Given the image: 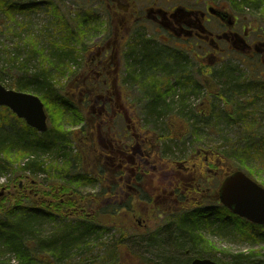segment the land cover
Instances as JSON below:
<instances>
[{
  "label": "trees",
  "instance_id": "1",
  "mask_svg": "<svg viewBox=\"0 0 264 264\" xmlns=\"http://www.w3.org/2000/svg\"><path fill=\"white\" fill-rule=\"evenodd\" d=\"M87 2L90 3L87 7L78 5L79 9L75 12L74 18L70 17V11L60 8L58 0L44 2V8L53 17L52 20L56 27L53 33L55 36L48 39V48L40 49L35 39L28 41L31 54L39 58V64L43 67H40L41 69L34 74L20 77L8 87V89L31 93L43 91L40 99L44 103L48 117V130L39 134L7 108L0 107V177L11 172L13 174L11 182L16 188L11 195L15 203L8 209L6 208L7 194H0V254H11L19 264H65L71 248L88 245L84 240L88 239L89 235L97 232L102 234V232L119 227L122 220L120 213L131 208L136 195L133 190L123 187L118 176H124V181L132 182L131 171L135 168H138L141 175L145 176L142 190L143 200L151 203V198L147 193L154 196L157 191L167 190L173 192V198L180 200L181 203L171 206V212L166 215L167 222L162 231L149 232L146 229L138 234L135 231L131 232L129 228L118 229L120 236L113 240L111 247L113 251L119 252L124 241L129 242L130 238L137 237L140 245L152 246V243L159 242V244H167L176 251H185L190 261L195 258L214 259L212 244L202 234L203 226L207 228L216 226L217 229H225L233 225L240 233L242 232L241 234L247 233L248 230L261 231L260 229L263 227L252 225L232 215L220 205L207 201L203 209L200 208L202 204H195L199 199L197 197L194 200L193 196L198 194L194 195L191 188L184 186L182 181L176 178L180 174L177 169V161L173 157L167 156L168 152L164 148L148 149L150 139L146 133L142 134L139 130L132 132L133 158L130 155H127L129 160L120 158L114 162L115 167H112V170L108 167V161L105 159L106 149H98L99 152L95 154L97 162L90 160V164L87 165L89 157L87 152L92 154L90 142L85 143V147L79 145L75 152L65 151L73 134L78 133L72 132L70 129L72 126L82 124V131L86 130L87 132L89 121L88 123L86 121L85 107L81 109L80 105H91V101L95 100L96 92L88 93L89 90L85 92V83L77 84L78 89L74 83L58 87L51 86L48 83V77L57 74L61 77L65 75L77 76L78 79L81 76H88L90 73V61L86 60V56H88L86 52L88 50L93 52L95 49L89 44L88 34L101 28L99 16L101 13H105L102 7L107 5V0L105 4L101 0L98 9L90 7L91 0H87ZM37 5L32 2L0 0V14L8 18L14 14L31 12ZM110 5H113L111 1ZM232 7L240 11L246 8L255 9L257 13L254 14H257L259 19L264 22V0H233ZM114 10L113 8L110 12L113 13ZM126 25L134 28L135 23L132 25L129 20ZM133 33L127 36L128 40L135 39L133 44L129 41L126 43L130 48L126 53V64L129 69L128 79L134 80L135 84L140 82L146 85L145 92L149 93L148 111L150 117H154L155 114L158 116L170 114L172 106H177L168 105L170 98L173 97L178 99L179 114L182 115L186 107L180 102L181 98L190 93L196 94L193 89H197L198 85L192 80L191 73L186 76L188 80H183V82L177 80L181 77L178 70L184 69L185 72L187 67L184 64L185 60L182 58L181 51H172L166 48V51L163 52L158 47V43L154 44L145 39L140 40L138 37L135 38V32ZM164 53L168 57L169 63L172 62L175 65L176 70L164 76L163 81L156 78V69L159 68L160 63H156V60L151 61L154 60L155 54L162 58ZM243 59L241 56L238 57V62H246V67H248V75H244V79L239 80L238 67H234L228 62L223 64L218 72L220 84L217 86L219 89L207 90L208 96L216 95L213 96L216 99L214 101L221 99L225 101L226 105H213V101L206 105L204 102V105L199 106L196 119H189L193 136L196 135V130L200 126L207 129L208 134H213L212 130L218 128L217 119H222L228 128L235 130L233 140L227 147L212 149V160L208 159L207 162L199 160L195 163L197 174H200L204 179L206 168L220 169L222 176L227 174L226 163L229 160L238 162L241 167L247 168L246 173L253 178H258L261 173L264 174V105H261L264 104V72H262L264 59L259 55L247 61ZM11 61L13 62L15 59L12 58ZM73 65L75 68L78 66L79 68L74 71ZM151 65L152 67L149 68ZM202 72V66H200L198 75H202ZM171 78L176 80L172 85L170 84ZM88 79L90 78H86V81ZM92 79L94 81L92 87H95V85L102 86L101 83L105 78L93 76ZM138 86L141 90L144 89L143 86ZM164 88L166 90L162 92ZM176 89H179L181 93H178ZM216 90H218L217 93H215ZM225 117L227 118L225 119ZM178 123L180 122L178 121ZM182 124L188 126L186 121H182ZM182 124L180 123V126ZM142 128L145 130L143 126ZM185 130L182 135L188 131ZM176 136L178 135L176 134ZM165 140L170 144L173 143V137ZM135 142L143 145L141 148L143 154L139 151V144L136 145ZM52 152H55L57 157H60L61 154V157L64 158L63 161L45 164L40 160L41 155ZM218 157L220 159L219 167L215 162ZM74 166L85 170L72 173ZM26 173H32V175L41 173L48 180L54 181L50 187L51 191L48 193L40 191L41 196L38 194V196L29 195L26 190L31 188L32 184L36 186L37 182L29 180V177L26 176L27 185L23 184L20 189V177ZM168 176L173 178L170 179ZM261 180L264 184V178ZM94 183L99 185V192L96 196L80 197L75 194L77 189L91 186ZM186 188L191 191L188 195L183 193ZM44 195L47 197L50 195V199L54 201L47 203L48 200ZM54 211L60 215H67L73 220L63 225V229H59V232L54 235L43 237L38 230L39 224L43 219L54 220V217L57 216ZM151 239L154 240L148 243ZM148 263L153 262L148 261ZM237 264L248 263L239 259Z\"/></svg>",
  "mask_w": 264,
  "mask_h": 264
},
{
  "label": "rangeland",
  "instance_id": "2",
  "mask_svg": "<svg viewBox=\"0 0 264 264\" xmlns=\"http://www.w3.org/2000/svg\"><path fill=\"white\" fill-rule=\"evenodd\" d=\"M21 3H37L35 10H32L31 12H26L23 14H14L11 17H5V15L0 14V83L8 88L11 85H13L17 80H19L20 77L29 76L31 74H34L38 72L43 67L39 64V58L34 57L33 54H31V47L29 44L30 39H35L38 44L39 48H48V39H51L55 36L54 30L55 25L52 20V15L45 9L44 5L42 4L43 1L46 0H17ZM60 4V8L64 11H70V17H75V12L79 9L78 5L85 6L89 5L90 3L87 2V0H58ZM122 7H128L130 5H134L138 8H144L150 5L152 0H117ZM205 0H177L180 5H185L187 7H197L195 3L198 4V8H202L203 2ZM209 1V3L226 10L230 12L235 18H238L237 25L235 28L236 32H242L244 35H246L249 30L251 29H257L259 28L260 32L264 33V23L263 20H260L257 16V13L255 9H245V10H235L232 7V1L233 0H206ZM165 0H157L156 5L164 4ZM96 3V2H94ZM175 1H171V4L163 7V9H168L172 6H174ZM94 4L90 5L92 7ZM94 7V6H93ZM153 16V13L151 14ZM154 17V16H153ZM104 18L102 15H100V22H101V28H99L97 31H92L90 34H88L89 37V44L91 47H93L94 43H99L100 39L102 38L101 34L103 33L104 24L103 22ZM118 19H114L112 24V28L114 31L117 28V22ZM111 24V23H110ZM146 27H139L136 30V34H138V38H145L150 39L153 43L161 42V39L156 32L162 31L164 29L163 27H160L161 25L152 23V22H145L144 23ZM216 25L217 23L214 22ZM210 25V24H208ZM245 27V30L242 31V29ZM101 35V36H99ZM254 35H252V38L249 39V42L246 41L248 45H250V42L253 40V44H251V53H255L259 56H261L264 59V34L260 36L259 38H253ZM133 40V39H131ZM134 41V40H133ZM133 44V42H132ZM221 44H224L221 42ZM94 48V47H93ZM236 50H239L238 52L240 54L244 53V55H247L249 53L248 51H241L240 47L235 44L234 47ZM130 49V48H129ZM128 49V50H129ZM242 52V53H241ZM15 59V61H11L10 59ZM164 58V57H162ZM91 59V56H90ZM80 63V61H78ZM128 62V61H127ZM132 62V61H130ZM230 62L229 64L233 65L234 67H238L239 74L238 78L239 80L244 79V75H248V67H246V62H238L237 57H232L230 59H226L222 61L221 63H218V65L214 66L212 65L214 63V60L212 57H207L205 62H202L201 64L205 69H207L206 76L203 81H201L198 78H195L197 83L199 84L197 89H193V91L196 92V94H189L188 96L184 95V98H181L180 102L185 105V111L181 114H179L180 109V103L177 104L179 101L176 97L170 98L168 105H177L172 106V112L170 115H154L153 118H148V115H146V110L148 109V98L149 93L145 92L146 85L140 83L139 85L143 86L144 89L141 90V88L138 86H134L131 88L130 99L126 100L128 105H132V108L135 110L136 116L139 118V121L141 123L146 124L147 130L154 134L155 141L158 142L159 148H164L165 151L168 152L167 156L173 157L176 161L181 162L183 159L190 157L191 155L195 154L197 150L201 151H213L212 149H215L216 147L220 149H224L222 147H227V145L230 143V141L233 140L235 130L233 128H228L227 125H225L224 121L222 119H217L216 123L218 124V128L216 130H212L213 134H208L207 129L202 128L201 126L196 130V135L193 136L191 132H193L192 129H190V121L189 119H196L198 114V109L200 105H204L205 102L206 105L210 104L212 102L214 104V101L216 100L213 96H216L215 94L207 95V90L216 88L219 89L217 86L220 84V80L218 77V72L223 64H226ZM124 63V62H123ZM134 64V62H132ZM164 65L161 66L164 67L165 71V65L166 62L162 61ZM136 64V63H135ZM187 67H189L188 71L192 72L193 70H196L199 66L197 62L194 61V57L188 56L187 59H185L184 63ZM73 70L76 71L77 68H75V65H73ZM174 65L170 67L171 71H175L176 69ZM262 72H264V68L262 69ZM138 73V72H137ZM77 76H71V75H65L64 77L58 76L57 74H52L48 77V83L51 86H61V85H70L75 82ZM203 82V83H202ZM115 83V81H114ZM201 83V84H200ZM201 85V86H200ZM57 89V88H56ZM27 92V91H26ZM218 90L215 91L217 93ZM31 93V92H28ZM178 93H181L179 91ZM36 96H41L43 94L42 92L33 93ZM97 96H101L102 98H106L108 95L100 92ZM114 98L116 95H113ZM173 102V103H171ZM167 103V102H166ZM264 105V104H261ZM123 106V105H122ZM221 106V105H220ZM184 118H183V117ZM127 117V115H126ZM174 119H177L182 124V121H186L187 127L185 124H182V126L179 128L180 123L177 121L174 122ZM126 122L123 120H120L112 125L111 133L109 132L107 128V132L109 134L113 135L114 133L122 132L125 129L126 124H129L130 120L128 118H125ZM173 120V123L171 122ZM187 129L188 131L185 132V135H181L182 129ZM72 132H78L76 134H73L71 139L69 140L68 147H66L65 151H73L75 152L76 148L80 145L85 147L86 141L88 139L87 135L83 132H79L81 129V125H74L70 128ZM179 130L180 135L177 140L173 139V143L170 144L167 140H163L168 138V135L172 133H177ZM186 131V130H185ZM101 134V133H100ZM106 132H102V134L99 136V142L101 141H107L110 140V136ZM153 140V138H152ZM163 140V141H162ZM156 142V143H157ZM126 145V148L132 147V140L128 137H123L120 141V144ZM130 143V144H129ZM155 143V144H156ZM63 153V152H61ZM67 153V152H64ZM87 155L89 156L87 158V165L90 164V154L87 152ZM57 157L55 152L52 153H45L41 155V161L45 164H49L53 161H56L57 163H61L63 161V156ZM56 164V163H55ZM227 169L229 171L231 170H244L246 172L247 168L241 167V165L238 162L229 160L226 163ZM61 166V164H60ZM85 170L80 168L79 166H74L72 169V173H75L77 171ZM223 174V172H222ZM264 174L261 173L259 177L264 178ZM25 176L29 177V180H34L37 182V185L34 189L37 191H43V193H48L51 191L52 185L54 181H51L50 179L45 177V175H42L41 173H37L35 175H32V173H26L23 176L20 177V181L23 182L24 185H27V181L25 180ZM253 178L257 183H259L261 186H264V184L261 182V178ZM12 178L13 174L11 172L5 173L3 176L0 177V190L2 188L5 189V194H7L6 197V208L8 209L12 204L15 203V201L11 198V195L15 192L16 188L12 184ZM215 185L213 186V183L205 186V188H208L212 190V188L215 190L217 189V186L219 183V180H215ZM99 191V187L97 184H92L91 186H84L82 188L77 189L75 194H78L80 197L82 196H95L97 195V192ZM42 193H39V196H41ZM43 197V196H42ZM48 199V198H47ZM35 201V200H34ZM168 203V202H167ZM169 205L170 204H159V207L163 210H165L164 215L161 214L159 210H153L150 205H144V204H138L135 203L131 206L129 210H123L120 213L121 224L116 229H111L110 231L106 232H97L93 235H89L88 239H85L88 243L87 246H79V247H73L69 251L68 254V260L65 261V264H140V263H148V261L153 262L151 264L155 263H162L167 262L168 264H186L190 262V258L187 255V252L185 251H176L172 249L167 244H159V242L152 243V246L147 245H140V241L138 238H130L129 242L124 241V244L120 248L119 252H115L111 249L113 240H116L119 238L120 233L118 229H125L129 228L131 229V232H136L140 234L143 229H148L149 232H155V231H162L165 227V223L167 222L165 219L166 214L169 212ZM204 205V203H203ZM171 208V206H170ZM167 211V212H166ZM55 212V211H54ZM55 212L54 214H56ZM54 220H46L43 219L39 224V233L43 237H48L50 235H54L55 233L59 232V229H63V225H66L69 223L70 219L67 215H57L54 217ZM51 219V218H50ZM140 219L142 222L140 225L137 224V220ZM218 226V225H217ZM261 231H250L248 230L247 233L241 234L240 231L233 225L229 226L225 229H220L216 226H211L210 228H207L206 226L202 227V234L204 237L209 241L210 244H212V247L214 249V256L213 260L221 263V264H237V261L239 259L246 261L248 264H264V226H261ZM154 239H151L148 241V243H151ZM159 244V245H158ZM149 245V244H148ZM143 262H142V261ZM0 264H19L16 259L13 258L11 254H0ZM144 264V263H143Z\"/></svg>",
  "mask_w": 264,
  "mask_h": 264
},
{
  "label": "flooded vegetation",
  "instance_id": "3",
  "mask_svg": "<svg viewBox=\"0 0 264 264\" xmlns=\"http://www.w3.org/2000/svg\"><path fill=\"white\" fill-rule=\"evenodd\" d=\"M101 0H97V3L99 4ZM106 0H103V3L105 4ZM110 1L113 2V5H110ZM173 1V0H172ZM115 1L107 0V5L105 7H102V9L105 10V13H101V15L104 18L103 24V33L99 36L102 38L100 39L99 43H94V51L91 52L88 50L86 54L88 56H91L90 59V65H89V76L93 72L96 73V76L98 77H115L118 81V77H126L127 73L125 69L123 68V62L125 61V52H126V36L131 35L132 32H134V28L127 27L126 23L130 20V22L133 23L135 21H139L142 15H139L138 10H132L130 6L128 7H122L118 1L116 2L117 5H115ZM197 7L191 8L187 7L185 5H174L172 8L168 11H164L161 15L160 22L161 26L164 29L160 31V36L163 39V43L167 46L168 44L175 41V45L177 47H180L181 49H185L186 46H189L191 50H198V60H201L202 58L206 57L207 52V45H213L216 43V40L223 39L228 43V45H231L232 41L240 46V49L242 51H248L246 56L252 58L253 55L250 52L251 46L247 45L245 42H243L241 39H239V34L235 31L236 25H237V19L232 15V21H228L231 23L226 25L223 23L215 14L210 12V9H216L218 11H222L221 8L208 3L207 1L203 2L202 8H198L199 3H195ZM115 9L113 13H111V9ZM101 9V7H99ZM120 10V11H118ZM143 13L145 14L146 18H149L155 22H157V16L158 9L150 6L147 8H143ZM153 13V16L151 14ZM112 17H116L119 21V25L114 30L110 29V23L112 20ZM217 23L216 27H213L208 24ZM217 25L221 27L222 29H218ZM105 31V32H104ZM216 48H219L216 45ZM180 50V49H179ZM91 52V53H90ZM200 52L204 53L203 56L200 55ZM227 55L228 54H224ZM86 56V57H88ZM223 55L219 56L217 60H222ZM88 77V76H87ZM107 93H111V89L115 90L117 92H121L122 89H125V83L118 82L117 84L106 86ZM119 87V88H118ZM76 88L78 89L79 86L77 85ZM112 97L106 98V104L105 105H94L92 114H93V121H92V128L94 129V123L97 122L99 127L105 126V124L110 123L111 121H114L115 118H117L121 111L125 113V110L123 106H119V110L116 112L115 109L117 105H112ZM95 131V130H94ZM125 135V134H124ZM143 145H139V149H141ZM141 154H143V150H141ZM198 158H194L193 164L189 167L184 169V171L189 170L190 168H193L195 163L198 161ZM134 169V168H132ZM131 170V169H129ZM194 170V168H193ZM138 168H135L133 171H131V175L133 177L131 178V181H135L137 178V183H128L129 185H126L124 183H127L124 181V176H118L121 180L123 187H126L128 189L136 190L137 188L139 190H143V179L144 175L137 176ZM191 169L188 171V174L190 175ZM216 177L215 174H209V180L212 182L213 178ZM197 177L193 174L187 178V185L190 187L195 186V189L199 191L201 189V186L199 184L194 183ZM133 184V186L131 185ZM137 192V191H136ZM28 194L36 196L37 193H35V190L32 188L28 190ZM172 193H168L167 190H164L162 192L157 191L154 193V197L156 200L162 201L166 200V197L171 195ZM137 196L135 200H137L138 203L144 204L145 202L141 198V196L137 193Z\"/></svg>",
  "mask_w": 264,
  "mask_h": 264
},
{
  "label": "water",
  "instance_id": "4",
  "mask_svg": "<svg viewBox=\"0 0 264 264\" xmlns=\"http://www.w3.org/2000/svg\"><path fill=\"white\" fill-rule=\"evenodd\" d=\"M0 107L8 108L38 133L47 130L43 104L33 94L9 90L0 84ZM218 199L234 215L251 223L264 225V188L243 172L235 171L222 181L218 190ZM187 264L218 263L207 258H196Z\"/></svg>",
  "mask_w": 264,
  "mask_h": 264
},
{
  "label": "bare ground",
  "instance_id": "5",
  "mask_svg": "<svg viewBox=\"0 0 264 264\" xmlns=\"http://www.w3.org/2000/svg\"><path fill=\"white\" fill-rule=\"evenodd\" d=\"M117 2V1H116ZM161 39V42H159L158 43V47H160L161 49H162V51L164 52V51H166V45L163 43V39L162 38H160ZM148 48V47H147ZM147 50H149V49H147ZM151 51V50H150ZM145 58H147V59H149L147 56H145ZM156 58V59H155ZM159 58H160V56L158 55V54H155V56H154V60H152L151 62H153V61H155L156 63H158L159 62ZM168 58V57H167ZM142 63V62H141ZM155 64V63H154ZM144 65V64H143ZM152 67V65L151 66H149V68H151ZM146 71V70H145ZM87 85L88 86H92L93 85V83L91 82V81H89L88 83H87ZM213 105H226V103H225V101H223V100H218L217 102H214V104ZM227 117H225V119H226ZM63 244V243H62Z\"/></svg>",
  "mask_w": 264,
  "mask_h": 264
}]
</instances>
